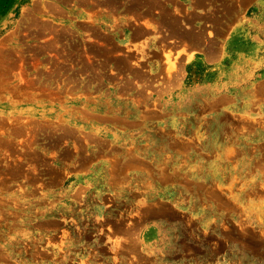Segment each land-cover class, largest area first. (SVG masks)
<instances>
[{
    "label": "rangeland",
    "instance_id": "374dc122",
    "mask_svg": "<svg viewBox=\"0 0 264 264\" xmlns=\"http://www.w3.org/2000/svg\"><path fill=\"white\" fill-rule=\"evenodd\" d=\"M253 1L0 0V264H264V130L217 133L211 176L173 100L245 55L223 38ZM161 31L214 35L209 63Z\"/></svg>",
    "mask_w": 264,
    "mask_h": 264
},
{
    "label": "crops",
    "instance_id": "0c3cea01",
    "mask_svg": "<svg viewBox=\"0 0 264 264\" xmlns=\"http://www.w3.org/2000/svg\"><path fill=\"white\" fill-rule=\"evenodd\" d=\"M200 5L202 4L198 2L194 14L201 15L203 9L207 11V7L201 8ZM253 6V32L248 25L249 18H245L247 16L245 14V20L241 19L239 22L229 25L223 38L224 42H229L232 37L239 35L246 43L238 45L237 52L245 55L239 57L237 62L229 65L228 68H225L221 61L212 63L209 67L221 69V73L216 79L195 81L198 86L188 89L186 93L175 94L173 99L177 103L178 110L185 112L183 113L185 115H181L180 118L187 117L188 126L193 127L191 130L194 133L206 134V136L211 134L204 142L205 160L198 161L197 159L198 163L204 162L211 165V176H225L227 174L225 165L230 161L218 141L217 133L236 132L241 138H245L246 135L256 136L264 130V77L255 81L250 79L256 66L255 62L258 58L261 59V57L253 58L255 52L264 53V0H254ZM84 13V10H78L75 14L77 17H83ZM143 19L141 20L143 21ZM150 28L143 23L144 31ZM148 34V37L155 35L153 32ZM171 38L166 37V31H161L160 36H154V39H157L155 45L160 48H163L162 44L171 46L173 54L179 55L184 61L203 59L207 64L209 63L207 54L213 46L211 43L214 40V35L210 36L206 33L204 41L191 39L187 35L174 40ZM149 41L151 42L152 39ZM251 52L253 53L251 54ZM222 114L242 118V122L233 124V128L228 125L226 129V125L220 124V120H218ZM180 122H183V119ZM201 122H205V124L201 126ZM131 176L136 175L132 173Z\"/></svg>",
    "mask_w": 264,
    "mask_h": 264
}]
</instances>
